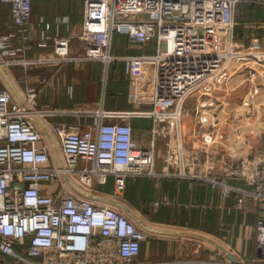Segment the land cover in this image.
I'll list each match as a JSON object with an SVG mask.
<instances>
[{"label":"built area","instance_id":"1","mask_svg":"<svg viewBox=\"0 0 264 264\" xmlns=\"http://www.w3.org/2000/svg\"><path fill=\"white\" fill-rule=\"evenodd\" d=\"M33 1L0 0L8 6L11 19V30L0 35V68L18 65L26 71L33 64L100 61L105 71L111 62L121 60L129 75L134 64L138 69L150 61L154 67L152 105L147 111L76 108L67 114L89 116L92 122L83 128L78 120H47L48 138L39 121L65 110L36 109L34 90L28 89L26 102L20 103L0 86V254L25 264H137L148 232L123 211L80 195L72 185L90 193L81 186H104L111 178L119 194L128 176H175L219 189L223 197L235 195L237 208L247 196L264 202V126L257 133L262 148L255 156L235 162L216 155L206 138L195 153L178 140L185 100L202 90L211 95L232 60L240 58L243 64L253 59L264 69V43L257 37L247 45L235 42L232 34L238 5L264 7V0H82L79 29L54 37L51 51L29 57L25 52L33 50L31 44L13 48L12 41L29 24ZM49 27L44 24L37 48H47L45 30ZM115 34L140 46L155 41L154 55H111ZM74 40L82 45L81 56L74 54ZM199 109L203 110L202 105ZM198 112L200 127L202 111ZM134 117L151 120L152 139L147 148L133 137L129 120ZM213 128L207 137L214 134ZM159 138L170 146L167 160L172 169L164 173L154 171V144ZM52 139L59 145V164H51ZM199 156L202 166L195 168ZM254 238L264 253L262 219L255 222Z\"/></svg>","mask_w":264,"mask_h":264},{"label":"crops","instance_id":"2","mask_svg":"<svg viewBox=\"0 0 264 264\" xmlns=\"http://www.w3.org/2000/svg\"><path fill=\"white\" fill-rule=\"evenodd\" d=\"M242 5H238L234 14L232 30L234 41L247 45L250 39L257 37L264 43V7L252 6L250 9L252 20L246 21L241 18L243 12L245 13ZM82 6V0L33 1L29 24L23 30V35L18 33L13 39L12 47L16 48L28 42L33 46V50L25 52L29 57L51 51L54 37L69 36L79 29L82 22ZM45 23L50 26L45 30L48 37L47 48H37L38 35L44 29ZM10 24L9 8L0 4V26L7 27V31H10ZM23 36H26V39L20 43ZM155 45V41H152L146 46H140L131 43L123 35L115 34L109 52L118 57L141 54L152 56L155 53ZM246 60L248 61L236 66L235 70L240 78L248 74L243 71L252 69L260 73L264 70L253 59ZM5 68V71L8 69L7 74L0 70V86L5 82L4 85L18 102L25 103L27 90L31 89L36 92L34 108L45 112L65 110L63 114L46 115L39 121L45 136L49 135L45 127L47 120L67 123L78 120L83 128L92 122L89 116L67 114L76 108L86 107L95 110L103 107L114 111H147L152 105L151 82L154 67L150 61L142 63L138 69L134 64L129 75H125L124 62L121 60L111 62L105 71L103 65L98 63L86 64L83 67L68 63L56 68L36 67L26 71L18 65ZM239 84L240 82L235 85ZM236 88L239 90L237 94L233 87L225 89V93L223 88L222 91L213 90L211 97L218 99L217 95L222 94L223 105L237 104L244 98L245 93L242 87ZM205 93L209 92L198 91L196 96L185 100L180 111L183 118L178 140L190 148L191 153H195L200 151L203 138H206L214 153L223 155L229 161L235 162L243 156H255L262 148V140L257 134L262 126L256 129L250 124L244 126L242 122L244 120L234 118L233 112L229 113L231 118L228 120L227 109L224 111V108L212 114L211 111L214 110L209 109L213 105V102H210V93L208 99L201 102L202 117L206 116L207 119L205 121L203 119L202 125L198 128L195 115L199 114L198 109L201 105H198L196 113L192 110L193 107L184 109V106L189 105L193 99L198 101L197 99ZM232 96L235 97L233 104L230 103ZM129 123L137 144L140 147H149L152 139L151 120L134 117ZM212 126L214 134H208L207 137V133L212 131ZM217 134L222 136L218 137ZM169 147L166 139H156L154 144L156 173H164L171 167L167 160ZM50 150L51 164H59L61 154L56 140H50ZM202 161L203 158L199 156L195 168H200ZM90 193L118 201L139 220L158 230L153 232L145 229L149 237L141 242L137 264H208L213 260L232 264L228 254L240 264H264V253L258 250L254 238L255 222L257 219L264 221V202L247 196L237 208L235 195L223 197L219 189H212L201 182L190 183L185 178L175 176H128L123 191L119 194L114 192L110 178L106 185L97 186ZM164 200L168 204H165ZM154 202L158 204L154 206ZM17 249L23 250V247L19 246ZM0 264L25 263L15 262L11 257L0 254Z\"/></svg>","mask_w":264,"mask_h":264},{"label":"rangeland","instance_id":"3","mask_svg":"<svg viewBox=\"0 0 264 264\" xmlns=\"http://www.w3.org/2000/svg\"><path fill=\"white\" fill-rule=\"evenodd\" d=\"M242 6H243V11H245V13L243 12L241 18H244L246 21H251L252 20V13H251L252 11L250 9L252 8V6L251 5H242ZM6 31H7V27L4 28V27L0 26V35L8 32V31L7 32ZM73 46H74V50H75L74 54H76L77 56H79V55L81 56L83 53L81 43L80 42L78 43L77 40H74ZM223 48H224V46H223ZM93 63H98L100 65L103 64L100 61H86V62L82 61L81 63L76 64V65H79V67H83L86 64H93ZM240 63H242L240 58H236V59H234V61L232 60L229 63V65L225 71V75L223 77H221V80L219 81L218 86H217L216 90H214V91H222L224 88L223 92L225 93V89L227 90V89H231L233 87L234 89L237 90L236 87L239 88V86H240V87H242V91L245 93L244 98L241 101H238L237 104L225 106L222 103L224 97L222 96V94L221 95L218 94L217 96L219 98L217 99L215 97V99H213L214 101L212 100L213 105L209 109L214 110V111H211L212 114L219 111L218 109L224 108V111L227 109V115L228 116H226V117L228 120L231 118L229 113L233 112L234 118L239 119V120L243 119L245 121L244 122L241 120L244 123V126H247L250 124V125H253L256 129V127L264 126V70L260 73H259V71H257V72L255 71V73H250V74H247V71H243L247 75H244L243 78H240L237 71L235 70L237 68L236 66H238ZM59 66H61V65H55V64H44V65L39 64V65H37V64H33L28 69L30 70V69H33L36 67L56 68ZM8 68H10V67H8ZM5 69H6L5 67L0 68V70H2V71H5ZM244 69H246V68H244ZM261 69H262V67H261ZM7 70L5 71L6 74H7ZM74 70L76 71V69H74ZM78 71H79V69H78ZM239 82H240V84L238 86H236L235 84H237ZM4 84H5V82H3L2 86L8 88ZM220 87H222V88L219 89ZM108 93H109V91L107 90V94ZM215 93H217V92H215ZM208 94L209 93H205L204 95L200 96L197 99L198 101H195V99H193V101L189 100L191 103L189 105H185L184 109H190L193 107L192 110L195 111V113L198 110L202 111L201 109H198V105H201L202 104L201 102L206 101L208 99L207 98ZM108 97H109V95H108ZM210 98H211V95H210ZM193 104H194V106H193ZM196 115H197V113H196ZM196 115H195V121L198 124V128H199L200 123L197 121ZM203 119L205 121L207 119L206 116L202 117V120ZM217 123H219V122H217ZM200 134H202V133H200ZM217 136L220 137L222 135L217 134ZM54 187L55 186L52 185V188H54ZM81 187L84 190L89 191V192L92 191V189H93L92 187H85V186H81Z\"/></svg>","mask_w":264,"mask_h":264},{"label":"water","instance_id":"4","mask_svg":"<svg viewBox=\"0 0 264 264\" xmlns=\"http://www.w3.org/2000/svg\"><path fill=\"white\" fill-rule=\"evenodd\" d=\"M72 188L78 192L80 195L87 197L89 199L92 200H97V201H101L103 203L106 204H110L113 205L117 208H119L120 210H122L124 213H126L130 218H132V220L134 222H136L140 227L149 230V231H153V232H157V229L151 228L148 225H146L144 222H142L141 220H139L133 213H131L124 205H122L121 203H119L118 201L114 200V199H110V198H106V197H99L96 195H93L91 193H87L81 189H79L77 186L72 185ZM220 248V247H219ZM222 251H225L224 249L220 248ZM228 257L231 261L232 264H240L238 263V261L230 254H228Z\"/></svg>","mask_w":264,"mask_h":264},{"label":"trees","instance_id":"5","mask_svg":"<svg viewBox=\"0 0 264 264\" xmlns=\"http://www.w3.org/2000/svg\"><path fill=\"white\" fill-rule=\"evenodd\" d=\"M233 92H234V91H233ZM235 93H236V94H237V93H239V90H238V91H237V90H235ZM234 99H235V97H233V96H232V97L230 98V103H232V104H233V103L235 102V100H234Z\"/></svg>","mask_w":264,"mask_h":264}]
</instances>
